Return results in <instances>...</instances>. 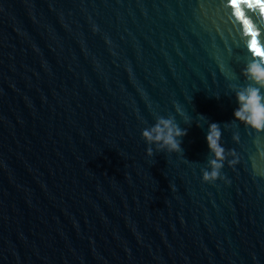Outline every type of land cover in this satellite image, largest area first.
Wrapping results in <instances>:
<instances>
[{"label":"water","instance_id":"95a60500","mask_svg":"<svg viewBox=\"0 0 264 264\" xmlns=\"http://www.w3.org/2000/svg\"><path fill=\"white\" fill-rule=\"evenodd\" d=\"M251 63L264 0H0V264H264ZM160 117L187 135L149 157Z\"/></svg>","mask_w":264,"mask_h":264},{"label":"clouds","instance_id":"9594fccd","mask_svg":"<svg viewBox=\"0 0 264 264\" xmlns=\"http://www.w3.org/2000/svg\"><path fill=\"white\" fill-rule=\"evenodd\" d=\"M252 84L235 92L238 108L234 111V120L240 122L246 127H250L256 132L264 131V95L261 89H264V64L251 63L247 65L242 73ZM255 85V86H252ZM187 135L186 130H182L175 122L174 118H157L156 123L142 130V139L149 147L147 156H153V149L157 152L179 153L181 149V138ZM221 129L216 123L208 127L206 143L209 152L214 157L209 161L211 171L203 172V181L213 183L220 177L221 169L226 160L225 148L221 146ZM238 140L237 136L233 137ZM229 156H235L234 152H229ZM236 160L229 162V166H234Z\"/></svg>","mask_w":264,"mask_h":264},{"label":"snow or ice","instance_id":"6c2138e0","mask_svg":"<svg viewBox=\"0 0 264 264\" xmlns=\"http://www.w3.org/2000/svg\"><path fill=\"white\" fill-rule=\"evenodd\" d=\"M245 12H246V10H245ZM251 43L255 44V41H252Z\"/></svg>","mask_w":264,"mask_h":264}]
</instances>
